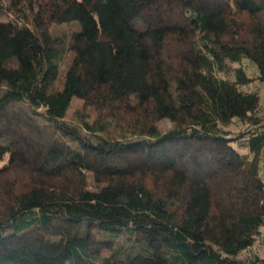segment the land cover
Returning a JSON list of instances; mask_svg holds the SVG:
<instances>
[{"label":"trees","instance_id":"trees-1","mask_svg":"<svg viewBox=\"0 0 264 264\" xmlns=\"http://www.w3.org/2000/svg\"><path fill=\"white\" fill-rule=\"evenodd\" d=\"M262 83L264 0H0V264H264Z\"/></svg>","mask_w":264,"mask_h":264},{"label":"rangeland","instance_id":"rangeland-1","mask_svg":"<svg viewBox=\"0 0 264 264\" xmlns=\"http://www.w3.org/2000/svg\"><path fill=\"white\" fill-rule=\"evenodd\" d=\"M254 84L257 85L258 84L257 81L255 83H253L252 85H254ZM259 85H260V93H261V95H260V97H261V108L260 109L264 110V83L259 84ZM81 103H82V100H80L78 98H74L73 103H72L73 106H72V108L69 109L68 112L72 113L75 110V107L81 105ZM168 125H170L169 122H161L159 126L162 129L166 130L169 128ZM241 127H242L241 125H238L235 129L237 131H239L241 129Z\"/></svg>","mask_w":264,"mask_h":264},{"label":"built area","instance_id":"built-area-1","mask_svg":"<svg viewBox=\"0 0 264 264\" xmlns=\"http://www.w3.org/2000/svg\"><path fill=\"white\" fill-rule=\"evenodd\" d=\"M246 252L249 254H261L264 256V232L258 236L257 240L246 249Z\"/></svg>","mask_w":264,"mask_h":264}]
</instances>
